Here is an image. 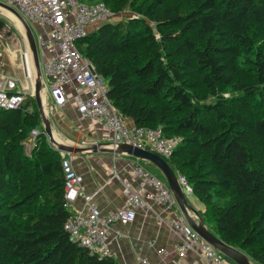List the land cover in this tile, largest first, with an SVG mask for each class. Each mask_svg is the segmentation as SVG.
<instances>
[{"label": "trees", "instance_id": "trees-1", "mask_svg": "<svg viewBox=\"0 0 264 264\" xmlns=\"http://www.w3.org/2000/svg\"><path fill=\"white\" fill-rule=\"evenodd\" d=\"M80 1L132 13L93 26L78 49L124 120L178 138L164 159L209 230L264 264V0ZM63 156L34 96L0 109V264H117L64 229Z\"/></svg>", "mask_w": 264, "mask_h": 264}, {"label": "built area", "instance_id": "built-area-1", "mask_svg": "<svg viewBox=\"0 0 264 264\" xmlns=\"http://www.w3.org/2000/svg\"><path fill=\"white\" fill-rule=\"evenodd\" d=\"M15 8L27 22L39 27L35 41L43 50L41 69L45 76L44 84L48 96L55 106L72 102L83 118L99 123L107 131V142H121L137 145L168 158L175 148L178 138L165 136L160 126L145 127L126 124L107 96L108 83L99 74L94 76L89 58L82 53L77 42L89 31L91 24L112 18L103 2L85 4L80 0H0ZM25 71L29 66L24 57ZM26 93L17 89V79L4 75L0 81V109H15L25 98ZM40 130H30V137L24 144L28 154L35 145V137ZM73 154L66 152L61 159L64 174V206L71 210L64 223L69 238L99 255H111L107 236L116 222L127 224L134 220L140 208L148 207V200L175 206L176 198L159 177L136 163L134 175L136 183L122 182L123 204L101 213L92 196L82 194V175L72 165ZM179 184L191 192L183 175H177ZM82 196L84 209H75L73 203ZM178 234L175 246L177 260L161 264H180L179 260L194 251L206 264H230L217 250L202 238L189 224L180 218L172 223ZM159 252L165 254L164 249ZM143 264H149L141 259Z\"/></svg>", "mask_w": 264, "mask_h": 264}, {"label": "crops", "instance_id": "crops-1", "mask_svg": "<svg viewBox=\"0 0 264 264\" xmlns=\"http://www.w3.org/2000/svg\"><path fill=\"white\" fill-rule=\"evenodd\" d=\"M28 24L30 25L35 39L39 27L31 22H28ZM93 26H95V24L89 25L88 29H92ZM14 34L12 38L14 41L13 45H9L7 42H0V81L4 75H12L17 79V89L33 96L34 70H31V68L33 69V63L27 42L23 35L21 36L17 32ZM37 50L41 67L43 50L39 48L38 45ZM24 57H26L29 66V74L25 71ZM44 80L45 76L43 75L42 92H44L45 97L42 93V98L46 101L48 92ZM48 104L49 103H47V106ZM49 107L52 113L48 115L52 131L57 123L60 125L66 124L73 128L72 132L74 136H81L80 143L90 144L98 141L107 142V131L105 128L89 118H82L70 101L62 106H55L51 103ZM125 121L128 125H133L132 121L129 119ZM53 133L55 135V132ZM61 153L65 155L66 152ZM72 154L73 168L77 173L82 175L83 178L81 192L82 194L92 196V200L96 203L101 213L114 210L123 204L122 182L123 180H128L133 184L136 183L137 180L134 175V166L136 163L143 164V167L154 174L151 166L142 163L141 159L125 153L97 151L93 153ZM176 175L178 174L176 173ZM161 180L167 185L165 178ZM183 193L187 202L193 209L198 213L203 210V205L201 203L199 206L196 202H193L190 197V195H193L191 192L189 193L183 189ZM147 203L148 207L137 210L136 216L132 222L127 224L116 222L110 228L107 242L111 256L115 259L117 264H143L141 261L143 258L146 259L149 264H161L163 260L167 262L177 260L175 246L178 242V234L171 225L173 221L178 218L185 221L187 224L189 223L185 219L177 201V204L173 207H168L152 200H148ZM73 206L78 210H83L85 208L81 195L75 199ZM189 214L193 220H198L194 213L190 212ZM204 224L209 230L208 225L205 222ZM159 249H164L166 253L162 254L159 252ZM217 252H219L230 264H236L219 250H217ZM179 263L206 264L200 258L199 253L194 251L188 252L185 257L179 260Z\"/></svg>", "mask_w": 264, "mask_h": 264}, {"label": "water", "instance_id": "water-1", "mask_svg": "<svg viewBox=\"0 0 264 264\" xmlns=\"http://www.w3.org/2000/svg\"><path fill=\"white\" fill-rule=\"evenodd\" d=\"M0 8L7 10L15 17H17L21 23V30L24 34V37L27 42L28 50L31 56L33 63V96L35 99L36 107L39 113V117L42 125V132L46 135L49 143L56 149L61 152L69 153H93L97 151L109 152V153H125L131 155L141 160H146L155 165L159 171L162 173L167 185L173 192L176 201L189 225L207 242H209L214 248L223 253L226 257L231 259L236 264H255L251 259H249L244 253L239 251L226 244L224 241L215 236L204 224L202 216L193 209L187 202L183 189L178 182L176 173L169 167L167 161L159 156L157 153H154L146 148L139 147L137 145L121 143V142H94L87 145H73L65 141L57 140L52 131L49 116L45 110L43 98H42V82L43 75L40 67V62L38 58L37 45L31 31L30 25L26 19L12 6L5 4L0 1ZM5 24L3 18L0 17V29ZM94 76H97L98 73L95 69L92 70ZM190 212L194 213L197 216V221L193 220L190 216Z\"/></svg>", "mask_w": 264, "mask_h": 264}, {"label": "rangeland", "instance_id": "rangeland-1", "mask_svg": "<svg viewBox=\"0 0 264 264\" xmlns=\"http://www.w3.org/2000/svg\"><path fill=\"white\" fill-rule=\"evenodd\" d=\"M94 2H96V1H94ZM94 2H83V3H85V4H92V3H94ZM0 17L1 18H3L4 19V21H5V24L3 25V27L0 29V42H7L9 45L10 44H14L13 42V40H12V38H13V34L14 33H18V34H20L21 36L23 35L24 36V34H23V32L21 31V28H20V26L18 25V23H17V21L12 17V16H10L9 14L7 15V12L5 11V10H3V9H1L0 8ZM4 13H6V14H4ZM129 14H132L130 11H124V12H120V13H113V15H112V19H116V18H122V17H125L126 15H129ZM17 24V25H16ZM98 23H96L95 24V26L97 25ZM21 31V32H20ZM15 35V34H14ZM12 48V47H11ZM43 93V95H44V97H45V94H44V92H42ZM27 95V94H26ZM44 100V99H43ZM43 102H45L44 103V106H45V110L47 111V114L49 115V114H52L51 112H50V105H51V101H50V98H49V96H48V98H47V100L45 101H43ZM47 103H49L48 104V106H47ZM72 103V102H71ZM72 105L74 106V104L72 103ZM75 107V106H74ZM52 111V110H51ZM83 118V117H82ZM126 122V121H125ZM126 124H127V122H126ZM72 127H69V125L67 126L66 124L65 125H60L59 123H57V125L56 126H54V129H53V132H55V136L59 139V140H61V141H65V142H68V143H72L73 145H78V144H80V145H87L86 143H80V137H78V136H74L73 135V132H72ZM46 139H47V137H46ZM47 141H48V139H47ZM48 143H49V141H48ZM50 144V143H49ZM51 145V144H50ZM53 147V146H52ZM29 154V153H28ZM66 154V153H65ZM64 155V154H63ZM142 163H144V164H147V165H149V166H151L152 168H153V165H151L150 163H149V161L147 162L146 160H142ZM139 164V163H138ZM140 165H143V164H140ZM144 166V165H143ZM154 169L156 170V173H158V168L154 165ZM162 174V173H161ZM190 197H191V199L193 200V202L195 203H197L199 206L201 205L200 204V202L193 196V195H190ZM229 259V258H228ZM231 260V259H230Z\"/></svg>", "mask_w": 264, "mask_h": 264}, {"label": "bare ground", "instance_id": "bare-ground-1", "mask_svg": "<svg viewBox=\"0 0 264 264\" xmlns=\"http://www.w3.org/2000/svg\"><path fill=\"white\" fill-rule=\"evenodd\" d=\"M6 12H7V15L9 14L10 16H12L16 21H17V23H18V25L20 26V28H21V23H20V21H19V19L17 18V17H15V15H13L12 13H10L9 11H7V10H5ZM1 12V11H0ZM4 14H6V13H4ZM17 25V24H16ZM22 31V30H21ZM20 31V32H21ZM32 67V66H31ZM31 70H33L32 68H31ZM55 138L57 139V140H59L56 136H55Z\"/></svg>", "mask_w": 264, "mask_h": 264}]
</instances>
